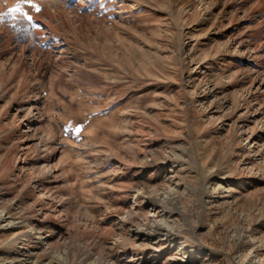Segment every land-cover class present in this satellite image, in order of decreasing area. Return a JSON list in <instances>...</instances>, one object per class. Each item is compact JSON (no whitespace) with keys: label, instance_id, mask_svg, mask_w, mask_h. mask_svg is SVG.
<instances>
[{"label":"rangeland","instance_id":"1","mask_svg":"<svg viewBox=\"0 0 264 264\" xmlns=\"http://www.w3.org/2000/svg\"><path fill=\"white\" fill-rule=\"evenodd\" d=\"M16 3L0 264H264V0Z\"/></svg>","mask_w":264,"mask_h":264},{"label":"snow or ice","instance_id":"2","mask_svg":"<svg viewBox=\"0 0 264 264\" xmlns=\"http://www.w3.org/2000/svg\"><path fill=\"white\" fill-rule=\"evenodd\" d=\"M26 4H31V0H17L16 6L11 8L9 12L20 13L24 18L31 21L32 18L30 16H27V14L23 12V6ZM38 10L39 9H37V11ZM0 19H2V15H0Z\"/></svg>","mask_w":264,"mask_h":264},{"label":"bare ground","instance_id":"3","mask_svg":"<svg viewBox=\"0 0 264 264\" xmlns=\"http://www.w3.org/2000/svg\"><path fill=\"white\" fill-rule=\"evenodd\" d=\"M134 1V0H133ZM138 1V0H137ZM140 1V0H139ZM143 1V0H142Z\"/></svg>","mask_w":264,"mask_h":264}]
</instances>
